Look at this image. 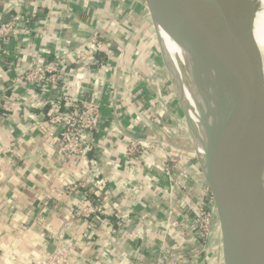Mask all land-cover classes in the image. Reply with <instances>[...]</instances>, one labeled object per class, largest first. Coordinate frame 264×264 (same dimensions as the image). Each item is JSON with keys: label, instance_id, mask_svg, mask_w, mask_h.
<instances>
[{"label": "crops", "instance_id": "0c3cea01", "mask_svg": "<svg viewBox=\"0 0 264 264\" xmlns=\"http://www.w3.org/2000/svg\"><path fill=\"white\" fill-rule=\"evenodd\" d=\"M13 21L16 29L0 42V264H37L56 242L77 251L75 264H166L179 250L204 262L193 243L202 196L192 162L179 142L176 149L145 136L157 132L151 116L165 91L156 83L164 73L144 1L0 0V24ZM94 35L110 45L105 58L75 64L76 49ZM35 59L64 65L57 89L95 94L101 103L87 154L95 177L79 159L58 160L59 140L47 122L53 111L20 79ZM130 138L150 144L153 159L128 164ZM90 204L102 207L97 215L71 216V208Z\"/></svg>", "mask_w": 264, "mask_h": 264}, {"label": "water", "instance_id": "95a60500", "mask_svg": "<svg viewBox=\"0 0 264 264\" xmlns=\"http://www.w3.org/2000/svg\"><path fill=\"white\" fill-rule=\"evenodd\" d=\"M143 1L156 40L155 29L159 27L188 55L185 59H172L162 45H157L161 66L178 103L187 151L210 217L217 264H264V141L247 118H228L234 102L251 85L241 82L237 90H227L218 69L203 65L206 59L254 44L260 3L258 0ZM247 61L244 58L229 70L242 69L249 65ZM184 87L194 100L197 98L200 123L191 117L190 103L182 95ZM201 131L206 140L203 153L196 146Z\"/></svg>", "mask_w": 264, "mask_h": 264}, {"label": "built area", "instance_id": "2783aa9c", "mask_svg": "<svg viewBox=\"0 0 264 264\" xmlns=\"http://www.w3.org/2000/svg\"><path fill=\"white\" fill-rule=\"evenodd\" d=\"M16 22L0 24V42L7 41L11 33L16 29ZM108 43H103L98 35H94L88 42L82 44L75 51L73 60L75 64H90L95 61V55L100 53L105 56L109 49ZM58 58V57H56ZM100 67V66H99ZM103 68V66H102ZM64 65L57 61H38L35 59L31 67L20 74V79L34 89V98H40L41 106H47L53 113L49 116L48 125L53 127L59 140L56 155L59 161L65 159H79L92 171L94 177L96 163L87 160V154L91 151L89 137L98 132L102 120L101 103L95 94L85 96L83 93L69 95L68 88L57 89L58 81L65 76ZM56 93L55 96L47 98L48 94ZM128 164L134 160L142 162L151 161L153 158L150 146L146 141L130 138L128 147L124 154ZM165 173L170 176L167 160H164ZM96 186H103V181L95 178ZM101 206L87 205L83 208H71V216L76 219L88 220L97 215ZM194 218V242L204 243L212 234V226L209 214L206 210L203 199L195 206ZM193 251V250H192ZM204 251V246H203ZM77 251L74 248L56 242L51 252L44 255L37 264H75ZM192 257L193 260H190ZM199 260L200 261L199 263ZM166 264H203V259L198 253L184 255L183 251L170 253Z\"/></svg>", "mask_w": 264, "mask_h": 264}, {"label": "bare ground", "instance_id": "6f19581e", "mask_svg": "<svg viewBox=\"0 0 264 264\" xmlns=\"http://www.w3.org/2000/svg\"><path fill=\"white\" fill-rule=\"evenodd\" d=\"M260 25L263 31V16L260 17ZM156 31L159 34L160 43L168 57H171L172 59L177 57H180V59L188 58L187 53L174 43L161 28L156 27L155 33ZM254 36L256 41L253 45L247 47H237L224 56H218L214 59H206L203 65L205 67L218 69L223 78L222 84L227 90H237L236 87H239L238 84L241 82H245L248 87L251 85L245 95H243L241 99L234 102L230 112L228 113V118H231V120H236L240 117L247 118L249 123L255 129L257 135L260 139H262V141H264V41L260 42V37L256 34H254ZM244 58L248 59V66L234 71L229 70L231 67H234V65L243 61ZM176 65L178 66L177 62ZM180 74L185 79V75L182 73ZM182 95L183 98L190 103L189 109L191 117L200 123L201 119L196 111L197 106L195 105L197 98L194 100L191 92H187L185 87ZM242 114H245V116ZM200 133V139L196 146L199 153H203L206 140L203 131ZM262 184L264 185V171Z\"/></svg>", "mask_w": 264, "mask_h": 264}, {"label": "rangeland", "instance_id": "374dc122", "mask_svg": "<svg viewBox=\"0 0 264 264\" xmlns=\"http://www.w3.org/2000/svg\"><path fill=\"white\" fill-rule=\"evenodd\" d=\"M260 3V9L257 11L256 14V18H255V26H254V34H256L257 36L260 37V42L264 41V30L262 31L261 25H260V17L263 16L264 17V0H258ZM150 20V19H149ZM151 25V29L155 38V34H154V29L152 27L151 21L149 23ZM261 31V32H260ZM156 35H157V41L160 43V38H159V34L156 31ZM157 45V42H156ZM264 46V45H263ZM156 63L159 65L157 67V69L162 73H164V77L157 80H160L157 83L158 87H163L160 88V90L165 91V92H161L158 91L157 93V99H161V101H163V104L160 103V100H156L157 102L154 103L155 104V110H156V114L155 112L153 113V117L151 116V119L154 120L157 124L156 129L154 130L156 133H149L148 131L145 133V136H151L156 138V140H160V138H164L167 143H171L173 144V148L176 147V149L178 148V146H176V144L179 142V148H181L180 150L183 151V147L185 145H183V138H184V132L183 129L181 127V114L178 110V103L177 100L175 99L174 94L172 93L170 86L168 84L167 78H166V74L161 66V61H160V53L158 50V46L156 47ZM160 63V64H159ZM156 80V81H157ZM162 82V84H161ZM166 98V99H165ZM138 138H136L137 140ZM143 140V139H138V141ZM145 141V140H143ZM159 141H157L158 143ZM147 143V142H146ZM150 145V144H149ZM158 146V144L156 145ZM182 151H180V155H182ZM184 154V153H183ZM180 160V159H179ZM178 162V161H177ZM171 176V174H170ZM172 178V183L175 184L176 181V177L171 176ZM210 236L213 238V234H210ZM209 236V239H210ZM204 240V243H201L202 249L204 246V254H205V264H217V256H216V249H215V241L212 245L211 239L210 240ZM200 258H202L200 256ZM202 260H199V263Z\"/></svg>", "mask_w": 264, "mask_h": 264}, {"label": "trees", "instance_id": "16d2710c", "mask_svg": "<svg viewBox=\"0 0 264 264\" xmlns=\"http://www.w3.org/2000/svg\"><path fill=\"white\" fill-rule=\"evenodd\" d=\"M104 58H105V56L103 54L98 53V54L95 55V59H97L99 62L100 61L102 62ZM182 142H183V145H185L183 147V152L185 153V155L187 157H189V152L187 151V145H186L185 135H184V138H183ZM199 243L201 244V241L198 242V245H199Z\"/></svg>", "mask_w": 264, "mask_h": 264}]
</instances>
